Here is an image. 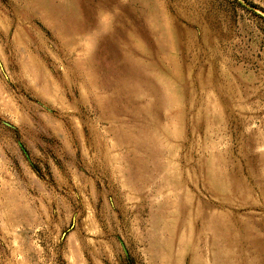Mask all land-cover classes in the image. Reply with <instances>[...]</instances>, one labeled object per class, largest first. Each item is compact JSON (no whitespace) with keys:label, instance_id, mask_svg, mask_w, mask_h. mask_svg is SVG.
I'll return each instance as SVG.
<instances>
[{"label":"rangeland","instance_id":"1","mask_svg":"<svg viewBox=\"0 0 264 264\" xmlns=\"http://www.w3.org/2000/svg\"><path fill=\"white\" fill-rule=\"evenodd\" d=\"M0 264H264V0H0Z\"/></svg>","mask_w":264,"mask_h":264}]
</instances>
